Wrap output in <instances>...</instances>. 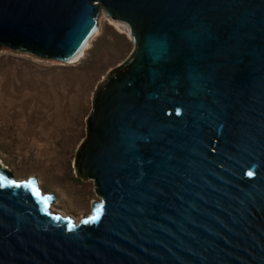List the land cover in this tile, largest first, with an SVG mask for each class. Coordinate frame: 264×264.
Listing matches in <instances>:
<instances>
[{"label":"water","instance_id":"1","mask_svg":"<svg viewBox=\"0 0 264 264\" xmlns=\"http://www.w3.org/2000/svg\"><path fill=\"white\" fill-rule=\"evenodd\" d=\"M101 9L135 43L74 159L102 200L77 221L0 162L25 185L0 187V264H264V0H0V49L69 61Z\"/></svg>","mask_w":264,"mask_h":264},{"label":"rangeland","instance_id":"2","mask_svg":"<svg viewBox=\"0 0 264 264\" xmlns=\"http://www.w3.org/2000/svg\"><path fill=\"white\" fill-rule=\"evenodd\" d=\"M96 20L100 32L75 62L0 49V159L17 179L34 178L45 193H53V210L76 220L102 200L94 180L77 177L74 167L94 92L135 46L103 9Z\"/></svg>","mask_w":264,"mask_h":264},{"label":"bare ground","instance_id":"3","mask_svg":"<svg viewBox=\"0 0 264 264\" xmlns=\"http://www.w3.org/2000/svg\"><path fill=\"white\" fill-rule=\"evenodd\" d=\"M103 13H104L105 15H107L111 21H113L116 25H118L119 28H122L124 31H125V29L127 30V28L122 24V22H121L120 20L111 17V16H110L105 10H103ZM127 31H128V30H127ZM99 32H100V27H99V25H98V28H97L96 32L92 35V37L88 40V42L83 46V48L79 51V53L76 54V55H75L72 59H70L69 61H66L65 63H71V62H75V61L80 60V59L86 54V49H88V47L90 46V42H91V40L93 39V37L96 36ZM0 162H2L1 159H0ZM16 179H17V178H16ZM17 180H18V181H22V180H25V179H19V178H18ZM43 193H45V192L43 191ZM53 207H54V204H53V206H52V210H53ZM53 211H55V210H53ZM55 212H58V211H55ZM86 216H88V215H86ZM77 221H78V220H77Z\"/></svg>","mask_w":264,"mask_h":264},{"label":"snow or ice","instance_id":"4","mask_svg":"<svg viewBox=\"0 0 264 264\" xmlns=\"http://www.w3.org/2000/svg\"><path fill=\"white\" fill-rule=\"evenodd\" d=\"M249 175H251V173H249ZM5 184H6L7 186L17 187V188L22 187V186H25V185H23V184H21V183H16V182H14V181L7 180V179L4 178V177H0V187L5 186ZM27 184H28V185H31V181H28ZM33 191L35 192L36 190H33ZM37 194H38V193H37ZM45 199H47V198H45ZM97 211H99V210H97ZM91 219H92V220H95V219H98V217L94 216V217H92ZM89 222H90L89 220H85V221H84V223H89Z\"/></svg>","mask_w":264,"mask_h":264}]
</instances>
